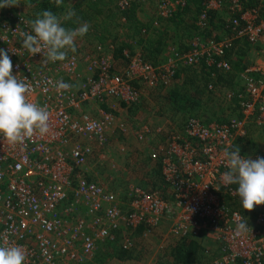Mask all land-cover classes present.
<instances>
[{
    "label": "built area",
    "instance_id": "built-area-1",
    "mask_svg": "<svg viewBox=\"0 0 264 264\" xmlns=\"http://www.w3.org/2000/svg\"><path fill=\"white\" fill-rule=\"evenodd\" d=\"M153 1L157 2L155 26L188 3L118 0V5L125 9L133 2ZM251 1L205 0L197 21L202 30L213 29L217 21L213 13L221 14L229 4L231 14L222 19L220 31L214 29L207 38L195 37L186 52L170 48L166 62L157 66L140 55H127L128 63L119 65L111 41L96 44L95 50L84 55L70 53L64 61H48L42 53L32 56L22 47L20 33H32L35 18L21 10L0 8V49L12 61V74L30 83L28 100L50 113L49 132L44 136L37 133L23 144H10L0 136V246H21L27 254L24 264H84L94 259L100 242L115 241V233H129L139 226L155 230L168 221L166 237L177 242L188 243L204 231L215 232L219 255L209 264H264V205L258 206L253 222L248 223L239 209L223 201L227 195L237 196L233 184L223 178L229 170L225 150L240 148L247 124L264 128L263 60L242 71V91L226 93L228 102L237 100L242 117L210 124L190 117L183 128L168 131L162 173L171 186V198L158 188L135 187L125 202L83 172L93 154L92 145L106 146L111 131L126 130L118 124V105L131 107L145 95L143 87L169 88L180 67H194L203 60L229 72L233 67L225 56L237 41L245 39L251 45L264 41V0H257L253 7L248 6ZM60 80L71 85L80 80V85L57 91ZM209 89L214 91L215 84L210 83ZM90 101L105 106L98 109V116L74 112ZM240 155L248 157L241 150ZM242 218L251 231L237 232ZM132 240L129 234L121 247L133 248Z\"/></svg>",
    "mask_w": 264,
    "mask_h": 264
},
{
    "label": "rangeland",
    "instance_id": "rangeland-1",
    "mask_svg": "<svg viewBox=\"0 0 264 264\" xmlns=\"http://www.w3.org/2000/svg\"><path fill=\"white\" fill-rule=\"evenodd\" d=\"M12 2L15 6H10V7H5V8H11L13 10H16V9L21 10L22 12L28 13L33 18H36L35 16H37V14L33 8H29L27 6L22 5L19 0H12ZM139 4H140V8H139L140 17L145 22L150 21V19L153 18V15L155 14L154 11H155L157 2H154V1L146 2V3L140 2ZM192 14L193 13L191 12L187 13L183 17L184 18L183 20L188 21V23L191 22V19L194 16ZM218 15L219 14L217 13V16ZM154 21H153V25H154ZM164 21L165 20H161L158 27L166 26L167 23ZM221 21H222V15L217 17V21L215 24V29H217V31H220ZM181 25L184 28L186 27V24H181ZM168 28L170 30L171 36L174 39H171L169 44H167L165 48L166 51L163 56H167V53L169 54L170 48H176L177 45L179 46L177 42L179 41L177 34L180 35L181 32H178L179 29H178L177 24H174V23L168 24ZM206 29L209 30V27ZM198 30L200 34H198L197 36H204L202 35L203 34L202 29H198ZM112 31L117 35L120 34L121 32H125L122 27L115 28V26L112 29ZM212 33L214 34L215 32H212ZM90 34L91 35L86 34L83 37H77L75 41V45L76 44H80V45L76 46V52L74 53L84 55L82 51H85L86 52L85 54H87L93 50V47L95 50V45L98 44L99 42L96 43V41L94 40L95 39V35H93L94 31L90 32ZM86 43L90 45L92 44L91 51H89L91 49L90 46H85ZM135 52H139V49L137 47L135 48ZM70 53H73V52L69 51L68 54ZM137 55H140V54H137ZM237 59L238 57L235 56L233 59L235 63L237 62L235 61ZM116 60L118 64L121 66L128 63V62L127 63L125 62L126 59L124 60L121 58L120 60L116 58ZM166 60H167V57L163 62H166ZM252 62H253V59L252 57L249 56V54L243 56V61L238 66V69L242 68L241 70H239V73H238V76H239L238 82L243 84L240 74L246 67L251 65ZM186 68H189V67L187 66ZM194 68L198 69L199 66L198 67L195 66ZM180 82H181V79H177L176 82L172 86H170L169 88L165 90H151L149 88L143 87L142 89H143V92H145V95L141 96L140 99L137 100L131 106V108L135 106L134 110L136 113H138V110H139L141 114H143L146 117H152L151 115H155L156 113L158 114L159 112H161V114L159 113V115L165 116L166 119L169 118L170 120L169 123L171 122L172 125L166 131V135H165L166 138H167L168 131L175 130V129L178 130V129L183 128L185 126L186 120L190 118L189 115L184 111L176 112L175 109L173 108L174 105L170 101L171 92L176 87V84H179ZM73 85H76L75 87L76 89L79 88L80 80L76 81L75 84L73 83ZM208 90L209 91L203 94V102L204 104L208 105L209 108L214 110V112H217L216 117L220 119H222V117L223 118L226 117L228 118V120H231L233 118L235 119L238 116L236 113L233 115H230L231 113L230 106H233V105L231 102H228L227 100L223 98L224 92H222V90L224 89H222V87L217 86V88L214 91L210 89ZM112 102L113 104H116L117 100L114 99L112 100ZM97 104H102V102L91 101V104L86 105V106L90 112L95 113L96 107H93V106ZM82 105L81 107H83ZM74 112L76 113V111ZM142 118L143 117L139 115V118H137L138 122H140ZM125 128L127 127L125 126ZM115 130L111 131V133L109 134V141L106 146H100L97 144L92 145L94 151H93V154L90 156L86 167H84V170H83L84 174L88 176V178L98 181L99 183L103 184L106 188L115 191L122 200L124 199L123 201L125 202L129 198L128 194L130 190L135 187H141L143 189L158 188L159 191L162 192L163 196L169 195L171 193V186L165 180L164 176L162 175L163 173L159 176L150 175V173L148 172H149L150 167L152 169L153 163L147 157H144L145 159L140 161V157L144 155V152L146 150V144L144 143L149 142L151 138L161 139L162 137H165V136L163 135L159 136L158 135L159 132L157 130L155 131L151 130V132L150 131L145 132V129H143L142 132L140 131L137 133L138 139L136 140L134 138L136 140L135 141L133 138L131 139L130 133L129 135H126L128 132L127 129L126 130L115 129ZM122 132L125 133V135L120 136V133ZM131 140L135 142L132 143ZM155 148H158V150H160L159 148H161V145ZM155 148H152V149H155ZM241 150L242 152L246 154V156H248L249 158L253 160H255L258 157L264 158V129L255 128L254 130H251L247 138L243 140L241 144ZM133 151L138 153L137 156L132 154ZM151 153L153 154V151H151ZM257 208L258 206H255L251 212L241 209V208L239 210L246 214L245 216L247 217L248 223H252L255 218ZM150 231H152V233H155L157 229L155 231L153 230H150ZM135 232H136V229L132 230L129 233L121 232L120 235L115 240L119 244L118 247L119 248L121 247V243L123 242V239L127 238L129 234H131V238L133 239L132 241L135 244L138 238L137 237L138 234H136ZM153 236H156V235H153ZM108 247L112 248L111 245H108L106 248ZM218 247H219V243H218ZM134 250L135 249L132 250L133 251L132 256L136 255V252ZM214 251L216 252L217 249H214ZM207 261L208 259L205 260L204 264H207ZM162 264H177V263L174 261V259L171 256L168 255V257L164 259V263L162 262ZM197 264H200V263H197Z\"/></svg>",
    "mask_w": 264,
    "mask_h": 264
},
{
    "label": "trees",
    "instance_id": "trees-1",
    "mask_svg": "<svg viewBox=\"0 0 264 264\" xmlns=\"http://www.w3.org/2000/svg\"><path fill=\"white\" fill-rule=\"evenodd\" d=\"M19 1L22 5L33 8L36 14L42 13L45 10H50L58 17H62L69 9H73L76 12V17L71 21H62V26L76 28L79 24H82V22L90 23L94 29L95 38L99 43L105 44L111 40L116 44V58L120 60L121 58L124 59L122 57L123 51L125 49H133L135 46L134 43H136V45L142 50L144 57L148 61L156 63L168 44L167 41L170 35L168 24L174 23L177 24V26L186 24V27L183 30L184 33L181 35L183 41L182 44H185V46L191 39L193 40L198 34H200L198 29H201V27L197 24V21L205 0H187V5L184 8H181L173 18H169V20L166 21L167 25L164 26V28L159 27L153 29L150 36L146 38L142 36V30L147 28L149 31L150 25H147L139 18L138 12L140 4L136 2H133L127 8L122 9L118 5V0H64V3L59 7L56 6L55 0ZM189 12L193 13L192 15L194 16L191 19V22L188 23V21L183 20V17ZM213 17L217 18V13H213ZM77 20L78 22H75ZM114 26L115 28L122 27L125 32H119L120 34L118 35L115 34L112 31ZM202 31L204 37L211 35V31L206 28H203ZM186 41L188 42L186 43ZM181 47L184 46L181 45ZM243 48L244 47L238 49L236 54L238 59L235 60L237 61L236 63L233 60L234 58H231L232 50L226 53L225 57H228L229 59L231 58L234 64H236L229 72L222 73V70L217 69L215 66L212 67L207 65L204 60L200 63L201 66L198 69H182L177 76V79H181V82L176 85L170 94V101L174 105L175 111H184L189 117H195L203 124H210L212 122H230L232 119L228 120L226 117H222V119L216 117L217 112H214V110L209 108L208 105L204 104L203 94L209 91L207 89L208 85L216 80L215 77L218 76L217 81L220 83V86H222V80H228L229 78V81H232L236 77V73L242 69H238V66L243 61L245 51ZM214 74L216 75L215 77L213 76ZM234 103L236 106L231 107L230 115L236 113L238 115L236 118H240L241 114L240 112H237L240 106H238L236 101H234ZM233 187L237 190L238 185L233 184ZM225 197L226 200H228L226 202L231 207L234 209H243L238 195L235 198H231L228 195ZM201 248L202 247L197 241L192 240L188 243L182 241L173 250L174 261L177 264H195L199 258ZM116 257L121 260L130 259L132 257V251L120 247L116 250Z\"/></svg>",
    "mask_w": 264,
    "mask_h": 264
},
{
    "label": "clouds",
    "instance_id": "clouds-1",
    "mask_svg": "<svg viewBox=\"0 0 264 264\" xmlns=\"http://www.w3.org/2000/svg\"><path fill=\"white\" fill-rule=\"evenodd\" d=\"M63 3L64 0H55L57 7ZM10 6H15L12 0H0V8ZM74 17L76 12L73 9H69L62 17L50 10L38 13L31 21L32 33H20L23 37L22 47L32 56L42 53L51 62L66 60L69 51L76 52L77 37L85 36L90 27L86 22L76 28L62 26V21H71ZM12 71L9 55L0 49V136L10 144H23L37 133L44 136L49 132L50 113L46 107L28 100L30 83L18 80ZM73 87L76 86L63 80L56 85L57 91H67ZM224 158L229 170L223 174V178L228 184L238 185L237 195L242 208L251 212L255 206L264 205V158L253 160L242 157L237 146L230 152L225 150ZM244 231L251 229L242 218L237 225V232ZM26 255L19 245L0 246V264H24Z\"/></svg>",
    "mask_w": 264,
    "mask_h": 264
},
{
    "label": "crops",
    "instance_id": "crops-1",
    "mask_svg": "<svg viewBox=\"0 0 264 264\" xmlns=\"http://www.w3.org/2000/svg\"><path fill=\"white\" fill-rule=\"evenodd\" d=\"M72 1H75V0H72ZM256 4H257V0H252L251 2L248 3V6H252L253 7ZM179 11L180 10H178V12ZM154 13H155V11H154ZM220 13L221 14H219L217 17L222 15V19H225L228 16H230L231 13H230V10H229V4L228 3L225 4V6L221 9ZM138 16L144 23H146L147 25L148 24L150 25L149 31L147 30V28L142 30V36L143 37L146 38V37L150 36V34L153 31V29L159 28L158 26H154L153 25V21L156 19L155 18V14L153 15V18H151L152 20L150 19V21H147V22H145L140 17V11L138 12ZM161 20H165L164 22H166L169 19H160L159 21L161 22ZM82 23H85V22H82ZM88 24L90 25V27H89V31H88L87 34L91 35L90 32L94 31V29H93V27H92V25L90 23H88ZM215 24L216 23L214 22V25ZM79 26H80V24H79ZM160 27L164 28V26H160ZM178 29H179L178 32H181V33H180V35L177 34V37L179 38V41H177L179 46L177 45L176 48L178 50H180V51L186 52V51H188L191 48L190 47V43L188 42V44L186 46H185V44H182L183 41H182L181 35L184 33V31H183L184 27H182V25H179ZM214 29H215L214 26H213V29H212V27L209 28V30L211 31V35L210 36L214 35L212 32H214L215 30L217 31V29H215V30ZM223 29L224 28L222 26V32L224 31ZM205 38H207V37H205ZM171 39H174V38L170 34L169 38H168V41H167L168 44H169ZM94 40L96 41V43H98L96 38ZM110 41H108V42H110ZM77 45L79 46L80 44H76V46ZM134 45L135 46L133 47V49H125L123 51V56L122 57L124 58V60L126 59L125 62L126 63L128 62L127 55H137V54L142 55L143 58L146 61H148L144 57L143 52L140 49V47H138L136 45V43ZM181 45H183L184 47H181ZM85 46H90L91 49L89 51L92 50V44L90 45V44L86 43ZM136 47L139 49V52H135V48ZM241 47H244L243 48V50H245L244 51V56L249 54V56L252 57V59H253L252 64L255 63L256 61H262V60L264 61V57L262 55V51L264 49V41L260 42L257 45H251L245 39L237 41L236 47L232 50L231 58H234L236 56V54L238 52V49L241 48ZM93 50H94V47H93ZM115 50H116V44H115ZM165 51H166V49L160 55V57L158 58L156 63L151 62V61H148V62L154 64L155 66L163 63V61L169 55L167 53V56H163ZM82 53L85 54L86 52L82 51ZM95 55H98L97 52L95 53ZM115 57H116V55H115ZM231 58L230 59L228 58L229 60L228 59L227 60L233 65L232 67L234 68L235 64L231 60ZM198 66L200 67L201 65L199 64L196 67H198ZM192 67L193 66H191L189 68H192ZM80 68H81V70L85 71V69L83 67H80ZM182 68H186V67H180V69H178L177 76L181 72ZM223 72L226 73V71L222 70V73ZM238 73L239 72L236 73L237 75L235 74L236 77L232 81H229V78H228V80L227 79L226 80H222V86H220L219 85L220 83H218V81H217V77L218 76L215 77L216 75L215 74L213 75L216 78V80L212 81L211 83L215 84L216 88H217V86H220V87H222V89H224V90H222V92H224L223 93V98L224 99H225L226 93L228 91L240 92V91L243 90V84L238 82V79H239ZM66 79H69V78H66ZM73 83L74 82H72V85H73ZM75 83H76V81H75ZM207 89H209V85H208ZM235 101H237V100H235ZM231 103H232L233 106H236V104L234 102H231ZM90 104H91V101L90 102H86L83 105L82 108L76 110V113L90 112L87 109V106H86V105H90ZM233 106H230V107H233ZM93 107H96V111H95V113H92V112H90V113L93 116H98V109L102 108V107H105V106L101 105V104H97V105H95ZM123 107L124 106L121 107L120 105H118V107H117L116 114L118 116V124H120V125L125 124V126L127 127L126 129L128 131L126 135H129V133H130L131 134V139L135 138L137 140L138 139L137 138V133L140 132V131L142 132V130L145 129V127H149L153 131L161 130V132H159L158 135L159 136L160 135L165 136L167 129L172 125L171 122L169 123V121H170L169 118L166 119L165 116L159 115V113L161 114V112H159L158 114L156 113L155 115H151L150 114L152 117H146L143 114H141V112L139 110H138V113H136L135 110H134L135 106L132 107V108L131 107L123 108ZM237 112L238 113L240 112V114H241V111H240L239 108H238ZM139 115L143 117L140 120V122H138V120H137V118H139ZM241 117H242V114H241ZM246 127H247V131H248L247 136H248V134H250L251 130H254L255 128H259V127H257L255 125V123H249V124H247ZM261 129H264V128H261ZM117 130H119V129H117ZM115 132H116V130H115ZM121 135H125V133L122 132V133H120V136ZM247 136L244 139H246ZM244 139H241L239 141L240 142V150H241V144H242ZM135 141L131 140L132 143L135 142ZM165 141H166V136L162 137L161 139H158V138L153 139V138H151L149 140V142L144 143V144H146V150L144 152V155H142L140 157V161L144 160L145 159L144 157H147L153 163L152 169H151V167L149 168V172L148 173H150V175L155 176V175H158V174L159 175L162 174V151H163V148L166 149V147H167V144H166ZM159 145H161V148H159L160 150H158V148H155V147H158ZM152 148H155V149H152ZM151 151H153V154L151 153ZM160 151H161V153H160ZM132 154L137 156L138 153L133 151ZM165 197L167 199L171 198L172 197L171 193L169 195H166ZM223 201L226 202L228 200H226V197H224ZM242 213L244 215H246L244 212H242ZM170 225H171V223H169V222H166V221L162 222L159 225V227L156 228L157 231L155 233H152V231L146 230L144 226H139V228H137L138 230L136 229L137 231L135 232L136 234H138L137 235L138 238H137L136 242L139 243V244H137L135 242L134 247L130 249L131 251L133 249H135L134 251L136 252V255L132 256L130 259L121 260V259H118V257H116V250L119 249V247H118L119 244L116 241H114V242H112V241H110V242H100L99 243V249H98L94 259L91 260V261H87L84 264H162V262L164 263V259H166L168 257V255L171 256L174 259L173 250L182 241H178L177 242V241H174V240H169V238L166 237L167 234H168ZM155 230H153V231H155ZM120 233L121 232L115 233L116 238L120 235ZM153 235H156V236H153ZM207 236H208V238H207ZM193 241H197L200 244V246L202 247L200 255H199V258L195 262V264L196 263L204 264L205 260H207V259H208L207 264H209L211 262V259L214 256L219 255V247H218V243L216 241V234H215L214 231H207V232L204 231L201 234V236H199L197 238H194ZM108 245H111V247H112V248L108 247L109 250H108V248H106ZM214 249H217V251L215 252ZM132 254H133V251H132ZM160 261H162V262H160Z\"/></svg>",
    "mask_w": 264,
    "mask_h": 264
}]
</instances>
